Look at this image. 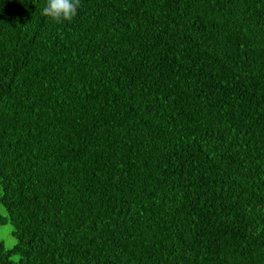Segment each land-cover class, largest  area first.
<instances>
[{"label": "trees", "instance_id": "obj_1", "mask_svg": "<svg viewBox=\"0 0 264 264\" xmlns=\"http://www.w3.org/2000/svg\"><path fill=\"white\" fill-rule=\"evenodd\" d=\"M0 0V264H264V0Z\"/></svg>", "mask_w": 264, "mask_h": 264}, {"label": "clouds", "instance_id": "obj_2", "mask_svg": "<svg viewBox=\"0 0 264 264\" xmlns=\"http://www.w3.org/2000/svg\"><path fill=\"white\" fill-rule=\"evenodd\" d=\"M80 4L81 0H46L41 15L56 23L70 22L78 14Z\"/></svg>", "mask_w": 264, "mask_h": 264}, {"label": "rangeland", "instance_id": "obj_3", "mask_svg": "<svg viewBox=\"0 0 264 264\" xmlns=\"http://www.w3.org/2000/svg\"><path fill=\"white\" fill-rule=\"evenodd\" d=\"M11 231L12 227L9 224L0 226V242H2L7 248H11L15 243Z\"/></svg>", "mask_w": 264, "mask_h": 264}]
</instances>
